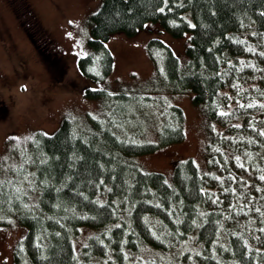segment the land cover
<instances>
[{
	"label": "trees",
	"instance_id": "trees-1",
	"mask_svg": "<svg viewBox=\"0 0 264 264\" xmlns=\"http://www.w3.org/2000/svg\"><path fill=\"white\" fill-rule=\"evenodd\" d=\"M148 27L188 33L183 64L159 37L147 50L167 88L188 89L219 126L206 144L205 169L185 158L168 178L131 159L184 137L181 107L153 98L158 139L128 141L130 106L142 99L86 89L106 101L102 120L77 128L63 118L0 161V224L15 217L26 228L13 264H264V0H101L90 15L81 73L104 78L109 37ZM40 33L46 36L28 32L40 57L64 68Z\"/></svg>",
	"mask_w": 264,
	"mask_h": 264
},
{
	"label": "rangeland",
	"instance_id": "rangeland-1",
	"mask_svg": "<svg viewBox=\"0 0 264 264\" xmlns=\"http://www.w3.org/2000/svg\"><path fill=\"white\" fill-rule=\"evenodd\" d=\"M100 1L0 0V104L5 106L0 117V161H8L15 146L33 131L51 133L63 118L72 119L77 128L87 127L90 118L102 120L106 101L86 95L85 91L104 88L105 98L126 92L142 99L130 106L133 119L127 130L132 131L123 133L128 141L158 139L160 117L153 98H162L183 111L184 137L150 153L132 155L140 168L159 171L169 178L178 161L192 158L200 170L205 169L206 144L219 126L209 122L204 105L194 103L188 89L172 92L167 88L147 50L148 40L159 37L183 64L188 33L173 36L163 29L148 27L133 35L112 34L106 41L112 55L110 71L102 79L85 76L78 60L90 52V15ZM32 30L39 36L45 35L40 32L48 35L53 50L62 56L64 68L40 57L28 34ZM148 96L151 102L144 99ZM137 124L142 127L138 132ZM16 183L9 185L13 196L18 193ZM8 219L9 224H0V264L14 263V248L26 229L15 217ZM84 237L81 232L75 240L82 241Z\"/></svg>",
	"mask_w": 264,
	"mask_h": 264
},
{
	"label": "snow or ice",
	"instance_id": "snow-or-ice-1",
	"mask_svg": "<svg viewBox=\"0 0 264 264\" xmlns=\"http://www.w3.org/2000/svg\"><path fill=\"white\" fill-rule=\"evenodd\" d=\"M160 11L163 12L164 9L161 8ZM69 36H71V33H69ZM254 106L255 105H252V104L247 105V107H254ZM242 107H244V106L242 105ZM261 107H264V105H262ZM221 115H227V114L226 113H221ZM260 135L264 136V131L260 132ZM14 139H16V138H14ZM241 167H242V165H241ZM261 179L264 180V176H262ZM261 231H264V229H262Z\"/></svg>",
	"mask_w": 264,
	"mask_h": 264
}]
</instances>
